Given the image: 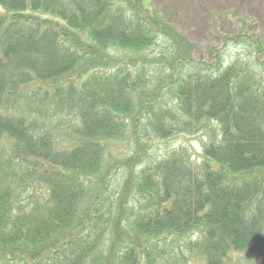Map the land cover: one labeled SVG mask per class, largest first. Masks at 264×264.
Wrapping results in <instances>:
<instances>
[{"label": "trees", "instance_id": "1", "mask_svg": "<svg viewBox=\"0 0 264 264\" xmlns=\"http://www.w3.org/2000/svg\"><path fill=\"white\" fill-rule=\"evenodd\" d=\"M253 22L202 53L146 0H0V264L264 255V36ZM230 47L254 59L232 60ZM131 124L145 138L206 136L202 160L181 146L125 166L111 190L105 155Z\"/></svg>", "mask_w": 264, "mask_h": 264}, {"label": "rangeland", "instance_id": "2", "mask_svg": "<svg viewBox=\"0 0 264 264\" xmlns=\"http://www.w3.org/2000/svg\"><path fill=\"white\" fill-rule=\"evenodd\" d=\"M146 3L161 13L167 23L181 32L202 53L219 42L222 32L227 29L234 30L246 19L250 25L255 21L264 36V0H146ZM165 47L167 45L160 43L147 54L154 57ZM128 55L134 58L131 54ZM227 55L240 63L254 59L251 50L244 47H230ZM140 126L141 124L139 128ZM134 127L131 124L124 139L110 142L106 152L105 178H108L111 190H122L128 176L125 166H134L132 171L135 172L141 162L167 158L173 150L181 146L188 148L192 161L197 163L202 160L203 145L207 140L204 135H182L169 139L145 138ZM232 261V264H264V255L252 258L237 255Z\"/></svg>", "mask_w": 264, "mask_h": 264}]
</instances>
